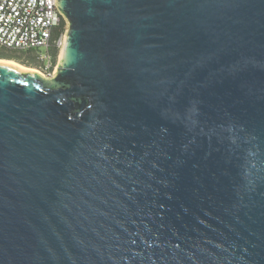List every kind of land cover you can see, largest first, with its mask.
Segmentation results:
<instances>
[{"label": "water", "instance_id": "obj_1", "mask_svg": "<svg viewBox=\"0 0 264 264\" xmlns=\"http://www.w3.org/2000/svg\"><path fill=\"white\" fill-rule=\"evenodd\" d=\"M52 78L0 60V264H264V0H55Z\"/></svg>", "mask_w": 264, "mask_h": 264}, {"label": "built area", "instance_id": "obj_2", "mask_svg": "<svg viewBox=\"0 0 264 264\" xmlns=\"http://www.w3.org/2000/svg\"><path fill=\"white\" fill-rule=\"evenodd\" d=\"M55 0H0V45L19 52L46 50L38 56L40 72L52 78L57 68L51 48L56 28L61 22ZM65 35L56 42L62 49Z\"/></svg>", "mask_w": 264, "mask_h": 264}, {"label": "trees", "instance_id": "obj_3", "mask_svg": "<svg viewBox=\"0 0 264 264\" xmlns=\"http://www.w3.org/2000/svg\"><path fill=\"white\" fill-rule=\"evenodd\" d=\"M66 31H67V23L62 17L59 26L56 28V30L54 32L53 45L51 48V53L54 56L56 64H57V57L59 55V48H57L56 42L59 40V38L61 36L66 34ZM22 53H24V52L20 53L19 51H16V50H9V49L0 45V58L14 60V61H17V62L24 64V65L38 66V62L36 60H34V59L30 60V58L28 59ZM28 53H30V52H28Z\"/></svg>", "mask_w": 264, "mask_h": 264}, {"label": "rangeland", "instance_id": "obj_4", "mask_svg": "<svg viewBox=\"0 0 264 264\" xmlns=\"http://www.w3.org/2000/svg\"><path fill=\"white\" fill-rule=\"evenodd\" d=\"M60 52H61V49H59V55L57 57V66H58V63H59V58H60ZM21 53V52H20ZM25 57H27L28 59L30 58L31 59H34L38 62V66H29V65H24V64H21L17 61H14V60H9V59H2L0 58V60H5V61H14V62H17L25 67H28V68H32V69H36L38 71H40V68L42 67V63L41 61L38 60V56H42V57H45L46 56V50L45 49H40V50H36V51H31L30 53L28 52H24L22 53Z\"/></svg>", "mask_w": 264, "mask_h": 264}, {"label": "bare ground", "instance_id": "obj_5", "mask_svg": "<svg viewBox=\"0 0 264 264\" xmlns=\"http://www.w3.org/2000/svg\"><path fill=\"white\" fill-rule=\"evenodd\" d=\"M1 61H5V60H1ZM6 62H10V63H13V64H15V65H18V66H20V67H22V68L29 69V70L36 71V72L41 73L40 71H38V70H36V69H32V68L25 67V66H23V65H21V64H19V63H17V62H14V61H6ZM41 74H42V73H41Z\"/></svg>", "mask_w": 264, "mask_h": 264}]
</instances>
